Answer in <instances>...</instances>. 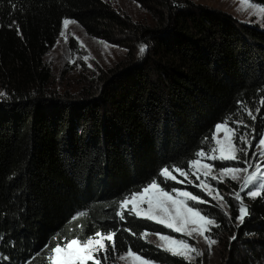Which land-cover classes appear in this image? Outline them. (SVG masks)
Here are the masks:
<instances>
[{
	"label": "trees",
	"instance_id": "obj_1",
	"mask_svg": "<svg viewBox=\"0 0 264 264\" xmlns=\"http://www.w3.org/2000/svg\"><path fill=\"white\" fill-rule=\"evenodd\" d=\"M183 2L166 3L165 17L147 28L102 0H0V89L10 94L0 101V264H49L46 245L73 233L122 227L114 210L123 194L162 165L192 158L228 115L251 123L237 102L253 114L260 107L264 29ZM64 18L89 35L109 41L122 33L148 49L104 74L97 93H51L43 57ZM256 127L264 129V108ZM226 200L232 220L218 207L203 206L221 225L212 233L222 248L220 264H264V199H246L252 215L239 228L237 207ZM82 211L86 215L73 219ZM128 219L138 231L161 229ZM128 242L156 264H186L120 231L118 251Z\"/></svg>",
	"mask_w": 264,
	"mask_h": 264
},
{
	"label": "snow or ice",
	"instance_id": "obj_2",
	"mask_svg": "<svg viewBox=\"0 0 264 264\" xmlns=\"http://www.w3.org/2000/svg\"><path fill=\"white\" fill-rule=\"evenodd\" d=\"M242 3L251 7L253 14L258 15L260 22L264 24V4L254 3L253 0H242ZM12 7L15 9V4ZM75 23L77 22L70 18L62 20L60 36L65 38V42H67L65 30L69 24ZM10 26L16 27L19 34L20 29L15 22ZM147 49L148 45L142 43L138 49L139 54L143 56ZM83 59L87 61L88 57L85 56ZM7 99H10V94L6 90L0 91V101ZM237 103L238 110L246 112L251 123H247L243 118H234V114L217 122L214 130L210 131V136L202 139L201 148L194 152L192 158L184 162L162 165L155 176L121 196L118 209L114 210V217L118 218V224L123 223L122 227H101L90 235L73 233L71 239L58 240L55 246L46 245L49 264H108L112 255H117L118 259L125 261L126 264H156V261L143 250L134 251L130 242L126 251L119 252L117 238L120 231L127 232L138 240L143 239L146 243L150 242L147 239L149 235H155L160 242L157 244L159 249L173 257L183 259L186 264H192V261L204 255L203 250L190 243V240L196 237L204 239L210 254L212 246L218 243L212 238L213 229H218L221 225L214 215H210L202 207L209 203L205 197L217 201L224 215L232 220L231 212L227 210L231 205L223 192L210 183V180L220 184L226 183V178L229 177L233 181L242 177L243 183L240 184L239 190L229 194L238 202L239 214L235 217L237 228L252 215L251 207L245 203L244 196L253 201L256 198L264 199V170L257 159H264V129L258 131L256 127L261 108H264V96L261 97L260 107L255 109V114L243 101ZM253 148L258 151H253ZM205 160L210 163H206ZM214 162H220V166L215 167ZM253 165L255 168L250 171ZM214 167L218 175L214 173ZM191 177H195L199 183L197 184ZM188 185L198 188L199 192L188 190ZM241 193H244V196ZM112 203L116 204L117 201ZM84 215L85 212H79L73 219ZM129 217L153 222L162 226V229L180 233L188 239L164 234L162 229H155L152 232L138 231L131 226ZM61 235L57 234L58 237ZM236 238L234 233L230 239ZM3 259L10 260V257Z\"/></svg>",
	"mask_w": 264,
	"mask_h": 264
},
{
	"label": "rangeland",
	"instance_id": "obj_3",
	"mask_svg": "<svg viewBox=\"0 0 264 264\" xmlns=\"http://www.w3.org/2000/svg\"><path fill=\"white\" fill-rule=\"evenodd\" d=\"M120 16L128 17L133 25L151 28L157 25L159 17L163 14L162 19L166 14V3H175L176 6L183 5V1H190L194 4L206 6L208 9L217 10L223 12L232 18L237 23L256 26L259 29H264V24L259 20L258 15L253 14L251 7L242 3V0H102ZM170 1V2H169ZM165 2V5L163 4ZM63 28L61 23L58 37L56 38L54 45L43 57V64L49 71L50 80L48 85V91L56 93L57 95H72L80 93L85 89H89L92 92L99 88V80L110 69L115 67L118 63L124 60V57H142L139 54L140 42L136 39L125 36L122 33H114L110 40H104L100 37L87 34L77 23L69 24L65 30V38L60 36V32ZM83 45V46H81ZM87 56L88 60L85 61L83 57ZM91 65V67H89ZM0 91H2L0 89ZM222 136V133L220 134ZM253 151L258 149L253 148ZM262 170H264V159H260ZM206 163L210 161L205 160ZM215 167L220 166V162H214ZM242 166V165H241ZM214 173L218 175V172ZM255 165L250 168V171L254 170ZM178 175V174H177ZM183 179V177H178ZM197 184L199 183L195 177H191ZM217 188L220 185L228 187L223 189L225 199L228 197L232 200V203L237 207L238 202L235 201L230 193L239 190L240 184L243 183V179L237 181L226 178V183L217 184L216 181H211ZM183 187V185H178ZM189 187L193 188L191 185ZM190 188H188L189 190ZM199 191L198 188H195ZM203 195V194H202ZM244 196V193H241ZM210 205H216L217 201H212L209 197ZM245 203L248 204L246 199H251L244 196ZM203 207V206H202ZM223 211V210H222ZM224 212V211H223ZM159 226V225H158ZM162 229V226H159ZM164 234H171L176 238L184 237L180 233H171L169 229H162ZM148 241L153 246L157 247L158 241L155 235H149ZM190 243H194L196 247L203 250L204 255L196 258L192 263L196 264H220L222 260V248L217 243L212 246L209 254V248L203 238L196 237L194 240H190ZM158 248V247H157ZM162 250V249H161ZM169 254V253H168ZM171 255V254H170ZM110 264H126L125 261H120L118 256L113 260H109Z\"/></svg>",
	"mask_w": 264,
	"mask_h": 264
}]
</instances>
